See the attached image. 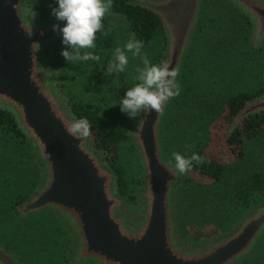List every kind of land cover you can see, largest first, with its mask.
Segmentation results:
<instances>
[{
  "label": "water",
  "instance_id": "95a60500",
  "mask_svg": "<svg viewBox=\"0 0 264 264\" xmlns=\"http://www.w3.org/2000/svg\"><path fill=\"white\" fill-rule=\"evenodd\" d=\"M28 0H0V110L15 118L31 143L40 169L32 196L17 207L22 218L54 214L68 231L73 248L69 264H239L264 236V202L234 227L206 243L184 242L177 229L175 195L185 179L161 140L164 112L133 120L127 132L140 164V207L131 217L117 178L91 144V134L73 132L78 120L55 89L57 71L45 50L61 39L52 25L27 9ZM251 22L255 45L264 42V0H228ZM158 16L166 39L163 63L184 64L200 17L202 0H132ZM179 77V76H178ZM177 77V80H178ZM264 112V92L248 101L228 127L230 135L247 116ZM0 264H22L0 244Z\"/></svg>",
  "mask_w": 264,
  "mask_h": 264
},
{
  "label": "rangeland",
  "instance_id": "374dc122",
  "mask_svg": "<svg viewBox=\"0 0 264 264\" xmlns=\"http://www.w3.org/2000/svg\"><path fill=\"white\" fill-rule=\"evenodd\" d=\"M226 1L231 5L228 0ZM28 2L29 0L28 12L36 20H56L51 15V9L56 7L55 0H45L44 17L32 13ZM232 7L235 9L234 6ZM213 9L214 6L211 7V10ZM106 16L113 39L111 47L99 52H95L94 49L81 50L82 53L90 51L93 55L99 56L98 61L68 63L61 55L64 47L61 39L45 50L46 61L57 71L55 89L69 109L70 103L77 102L101 109L116 106L113 103L119 100L127 89L138 83L135 79L136 70L137 67H143V64L139 57L133 58L130 53L124 73L110 75L106 72L107 62L113 58L115 49L123 47L131 35L123 16L112 12ZM200 19L201 14L199 21ZM249 40L254 50H262L264 54V42L261 45L253 43L251 22ZM165 50L164 32L163 39L158 35L150 45L142 49L153 64H159L158 57L161 52L163 54L161 63H163ZM255 63L254 60L248 62L249 68L246 64V69L243 68V71L234 76L230 83H218L215 80L206 86L202 94L185 88L181 92L180 104L173 99L169 102L167 106L168 109L171 104L169 115H166L168 114L166 110L161 127V140L173 164L172 153L186 156L191 148L205 142L210 131L219 126L220 119L216 115L221 101L236 93H254L257 86L259 88L260 78L257 73L260 64L264 62L258 57ZM231 83L233 87L229 86ZM185 91H188V94ZM191 93L195 94L190 95ZM207 100L211 102H207L208 106L205 104ZM133 120H128L127 132L132 128ZM244 152L243 159L229 167L219 183L191 181L187 172L175 195L177 229L184 242L200 245L225 234L242 220L251 208L264 202V194L255 196L252 202L242 196V192L250 185L251 174L254 172L264 174V135L246 142ZM99 154L104 158L102 152ZM118 165L125 181V195L121 194V196L128 214L134 217L140 207L138 196L143 168L130 138L119 145ZM39 181L40 169L29 140L25 136L23 141L12 140L0 134V244L11 251L22 264H69L68 255L73 248V242L60 220L50 212L22 218L17 211V207L32 196ZM254 201L258 203L253 204ZM239 264H264V236L252 255Z\"/></svg>",
  "mask_w": 264,
  "mask_h": 264
},
{
  "label": "trees",
  "instance_id": "16d2710c",
  "mask_svg": "<svg viewBox=\"0 0 264 264\" xmlns=\"http://www.w3.org/2000/svg\"><path fill=\"white\" fill-rule=\"evenodd\" d=\"M131 1L113 0L110 12L123 16L129 33H134L137 39L144 42V46L150 45L158 35L163 39V28L158 16L151 11L131 5ZM45 3V0H29L28 2L32 13L38 17L46 15ZM231 5L226 0L203 1L202 10H200L201 19L198 20L199 24L197 23L198 29L193 45L189 47L191 50L187 52V60L185 58V65L183 64L177 80L181 91L180 95L173 99L176 103H181V92L185 88L202 94L206 86L215 80L218 83H230L234 76L243 71V68L246 69V64L249 68L248 62L254 60L255 63L258 57L264 62L262 50H254L249 40L248 18ZM212 6H214L213 10H211ZM102 24L103 29L96 34L95 52L107 50L113 42L107 16L102 20ZM162 58L161 52L158 57L159 64ZM257 76L260 78V84L258 83L259 88L256 85L257 89L254 93H236L218 104L219 111L216 117L220 119L219 126L210 131L205 142L196 145L186 153V156L197 153L204 159V163H194L193 168L188 171L189 180L219 183L227 169L240 162L245 156L244 144L264 135V112L245 117L230 135L227 134V129L235 115L248 101L264 92V63L260 64ZM229 86L234 85L231 83ZM185 93L188 94V91ZM193 94L195 93L190 95ZM207 102L211 103L207 100L205 104ZM170 105L166 109L167 113ZM69 107L77 119L87 120L92 145L104 154L105 160L116 175L118 191L124 196L125 181L118 165V148L122 142L129 140L127 136L129 118L120 112L118 105L101 109L77 102L70 103ZM166 115L168 116L169 113ZM0 134L12 140H24V135L18 128L15 118L6 110H0ZM263 194L264 174L254 172L251 174L250 185L242 192V196L245 200L252 202L255 196H263ZM256 203L258 202H253V204Z\"/></svg>",
  "mask_w": 264,
  "mask_h": 264
},
{
  "label": "clouds",
  "instance_id": "9594fccd",
  "mask_svg": "<svg viewBox=\"0 0 264 264\" xmlns=\"http://www.w3.org/2000/svg\"><path fill=\"white\" fill-rule=\"evenodd\" d=\"M56 7L51 9V15L63 26L53 24L52 30L59 31L61 44L64 46L61 55L69 63L73 61H89L100 59L90 51L96 47V34L103 29L102 20L110 13L113 0H55ZM144 42L131 34L123 47H117L113 58L107 62L106 72L110 75L124 73L129 62L128 54L133 58L139 57L143 67H137L134 87L127 89L119 100L121 113L129 119L147 116L151 112H164L165 106L172 99L180 95V84L177 81L179 69L168 64L151 63L148 55L142 51ZM72 131L86 135L89 131L87 120L80 118L72 125ZM174 167L180 175H186L195 164L204 163V159L197 153L185 156L172 153Z\"/></svg>",
  "mask_w": 264,
  "mask_h": 264
}]
</instances>
